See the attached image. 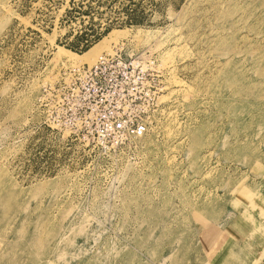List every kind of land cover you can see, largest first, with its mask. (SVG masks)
<instances>
[{
    "label": "rangeland",
    "instance_id": "obj_1",
    "mask_svg": "<svg viewBox=\"0 0 264 264\" xmlns=\"http://www.w3.org/2000/svg\"><path fill=\"white\" fill-rule=\"evenodd\" d=\"M115 53L140 137L64 98ZM263 175L264 0H0V264H195L237 218L250 257Z\"/></svg>",
    "mask_w": 264,
    "mask_h": 264
},
{
    "label": "built area",
    "instance_id": "obj_2",
    "mask_svg": "<svg viewBox=\"0 0 264 264\" xmlns=\"http://www.w3.org/2000/svg\"><path fill=\"white\" fill-rule=\"evenodd\" d=\"M153 76V73L147 74ZM146 76L134 62H128L120 54L103 55L91 66L77 68L64 87V98L72 101V107L88 117L90 112L102 109L105 126L113 133L127 137H140L146 126L134 110L140 106V95L155 96L161 91L144 81ZM153 88V90H151ZM121 111V113H119Z\"/></svg>",
    "mask_w": 264,
    "mask_h": 264
},
{
    "label": "crops",
    "instance_id": "obj_3",
    "mask_svg": "<svg viewBox=\"0 0 264 264\" xmlns=\"http://www.w3.org/2000/svg\"><path fill=\"white\" fill-rule=\"evenodd\" d=\"M228 229H224L222 238L223 241H218L217 238L212 240L206 247L204 248L203 255H207L210 262L214 264H225V260H227L226 254L230 251L235 250V244L242 243L246 238H237L234 232L227 231ZM260 234V233H259ZM249 251H251L250 259H255L259 261V264H264V234H260V236L252 239L251 247H248Z\"/></svg>",
    "mask_w": 264,
    "mask_h": 264
},
{
    "label": "bare ground",
    "instance_id": "obj_4",
    "mask_svg": "<svg viewBox=\"0 0 264 264\" xmlns=\"http://www.w3.org/2000/svg\"><path fill=\"white\" fill-rule=\"evenodd\" d=\"M98 44L97 45H95V46H93L92 48H90L86 53H89V52H92V50L94 51V50H96V48H98ZM56 57L59 59V60H62L63 58H68V57H70V59H71V57H73V55H69L68 53H67V51H64V50H62V49H60V50H58L57 52H56ZM69 59V58H68ZM88 59V58H87ZM75 60V59H74ZM67 61H69V60H67ZM76 64V63H75ZM74 65V64H73ZM264 176V175H263ZM264 185V184H263ZM262 185V186H263ZM235 187V186H234ZM233 187V188H234ZM254 187V186H253ZM13 188V187H12ZM15 188V187H14ZM232 188V189H233ZM237 189V188H236ZM257 191L260 189L259 187H256L255 188ZM253 190V189H252ZM251 190V191H252ZM240 192V191H239ZM238 192V193H239ZM241 193V192H240ZM253 193V192H252ZM234 195V194H233ZM241 195V194H240ZM243 195V194H242ZM261 195V194H260ZM246 196V195H245ZM254 197H257V195H254L253 196V198ZM261 197L262 198H260V199H262L263 200V202H264V193L261 195ZM245 198V197H244ZM250 198V197H249ZM236 201V200H235ZM245 201H247V199L245 200ZM239 203V202H238ZM245 206V205H244ZM234 210V209H233ZM236 211V210H235ZM240 214V213H239ZM238 216H240V215H238ZM238 223H239V219L237 218V220L235 219L234 221H231V222H229L228 223V225H226L225 227H223V228H226V229H228V231H231V232H233V230L235 229L236 231H238V228H236L237 227V225H238ZM254 227V226H253ZM216 228H217V225H216ZM262 232H264V230L262 231ZM211 233V231L209 232V234ZM222 234V233H221ZM220 234V235H221ZM233 245H235V250L233 251H230V252H228L227 254H226V257H227V260H225V264H255L254 262H252L251 261V259L249 258V257H247V256H245L244 254H243V252H242V250H241V243L239 244H233ZM183 247V249H182V251H181V249L179 248V249H176V250H171L170 251V253L171 254H174V253H178L179 251L180 252H184V246H182ZM187 249V248H186ZM198 251V250H197ZM196 251V252H197ZM196 252H195V254H196ZM204 252V251H203ZM203 252H201V254L203 253ZM192 253V252H191ZM196 258V257H195ZM1 259V258H0ZM198 259V258H197ZM193 260V259H192ZM196 260V259H195ZM194 260V261H195ZM235 260H236V262H235ZM193 261H191V258L190 257H186L185 259H183V260H178L177 262H176V264H193L192 263ZM195 264H214V263H211L210 262V260L208 259V260H204V259H198V262H196Z\"/></svg>",
    "mask_w": 264,
    "mask_h": 264
}]
</instances>
